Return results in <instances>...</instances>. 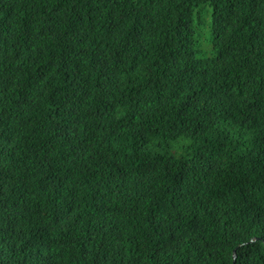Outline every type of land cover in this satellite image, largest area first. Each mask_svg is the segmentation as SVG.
<instances>
[{
    "label": "trees",
    "instance_id": "16d2710c",
    "mask_svg": "<svg viewBox=\"0 0 264 264\" xmlns=\"http://www.w3.org/2000/svg\"><path fill=\"white\" fill-rule=\"evenodd\" d=\"M0 264H264V0H0Z\"/></svg>",
    "mask_w": 264,
    "mask_h": 264
},
{
    "label": "clouds",
    "instance_id": "9594fccd",
    "mask_svg": "<svg viewBox=\"0 0 264 264\" xmlns=\"http://www.w3.org/2000/svg\"><path fill=\"white\" fill-rule=\"evenodd\" d=\"M234 258L236 259V258H237V255H236V257H235V255H234Z\"/></svg>",
    "mask_w": 264,
    "mask_h": 264
},
{
    "label": "water",
    "instance_id": "95a60500",
    "mask_svg": "<svg viewBox=\"0 0 264 264\" xmlns=\"http://www.w3.org/2000/svg\"><path fill=\"white\" fill-rule=\"evenodd\" d=\"M235 257H236V254H235Z\"/></svg>",
    "mask_w": 264,
    "mask_h": 264
}]
</instances>
